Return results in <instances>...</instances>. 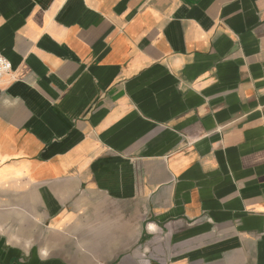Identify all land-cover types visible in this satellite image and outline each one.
Returning a JSON list of instances; mask_svg holds the SVG:
<instances>
[{"label": "crops", "instance_id": "1", "mask_svg": "<svg viewBox=\"0 0 264 264\" xmlns=\"http://www.w3.org/2000/svg\"><path fill=\"white\" fill-rule=\"evenodd\" d=\"M0 264H264V0H0Z\"/></svg>", "mask_w": 264, "mask_h": 264}, {"label": "built area", "instance_id": "2", "mask_svg": "<svg viewBox=\"0 0 264 264\" xmlns=\"http://www.w3.org/2000/svg\"><path fill=\"white\" fill-rule=\"evenodd\" d=\"M13 71L12 62L0 53V80L11 74Z\"/></svg>", "mask_w": 264, "mask_h": 264}]
</instances>
